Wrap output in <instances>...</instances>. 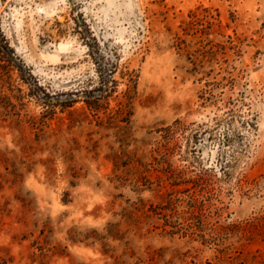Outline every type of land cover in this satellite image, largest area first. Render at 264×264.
<instances>
[{"label":"rangeland","instance_id":"374dc122","mask_svg":"<svg viewBox=\"0 0 264 264\" xmlns=\"http://www.w3.org/2000/svg\"><path fill=\"white\" fill-rule=\"evenodd\" d=\"M0 39V264H264V0H0ZM91 42L107 90L40 99L101 89Z\"/></svg>","mask_w":264,"mask_h":264},{"label":"water","instance_id":"95a60500","mask_svg":"<svg viewBox=\"0 0 264 264\" xmlns=\"http://www.w3.org/2000/svg\"><path fill=\"white\" fill-rule=\"evenodd\" d=\"M90 47H91V52H92L93 56L95 57V59L98 63V66L100 67V70H101V75H102V80H103V86L101 87V89H99L97 91H92L89 93L68 94L65 96H58V97H56V96L55 97H49V96L43 94V92H41L40 90H37L38 97L40 99L46 101V102H51V101L72 100L77 95H80L81 97L87 98V99L96 98V97L101 96L107 90L109 74L107 72V67H105L102 56H101L100 52L97 50V48H95L93 42H91ZM29 84L31 86L33 85V83L30 80H29ZM34 86H36V84H34Z\"/></svg>","mask_w":264,"mask_h":264},{"label":"trees","instance_id":"16d2710c","mask_svg":"<svg viewBox=\"0 0 264 264\" xmlns=\"http://www.w3.org/2000/svg\"><path fill=\"white\" fill-rule=\"evenodd\" d=\"M231 138L230 136L228 135L227 132H225V134L223 135L222 139H221V142H220V145L221 147H225L222 149V151L219 153V159H220V162L223 163L225 161V149L226 148H230L231 147Z\"/></svg>","mask_w":264,"mask_h":264}]
</instances>
